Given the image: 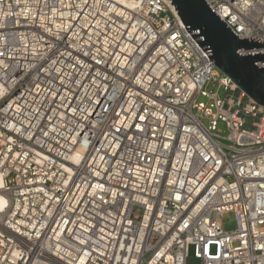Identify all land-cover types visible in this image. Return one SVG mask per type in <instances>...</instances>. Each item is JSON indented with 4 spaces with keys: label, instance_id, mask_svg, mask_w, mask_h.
Masks as SVG:
<instances>
[{
    "label": "built area",
    "instance_id": "2783aa9c",
    "mask_svg": "<svg viewBox=\"0 0 264 264\" xmlns=\"http://www.w3.org/2000/svg\"><path fill=\"white\" fill-rule=\"evenodd\" d=\"M203 1L264 52L260 0ZM177 14L0 0V264H264V107Z\"/></svg>",
    "mask_w": 264,
    "mask_h": 264
},
{
    "label": "water",
    "instance_id": "95a60500",
    "mask_svg": "<svg viewBox=\"0 0 264 264\" xmlns=\"http://www.w3.org/2000/svg\"><path fill=\"white\" fill-rule=\"evenodd\" d=\"M186 31L216 69L239 91L264 107V52L240 55V49L263 48L257 38L239 40L203 0H169Z\"/></svg>",
    "mask_w": 264,
    "mask_h": 264
},
{
    "label": "rangeland",
    "instance_id": "374dc122",
    "mask_svg": "<svg viewBox=\"0 0 264 264\" xmlns=\"http://www.w3.org/2000/svg\"><path fill=\"white\" fill-rule=\"evenodd\" d=\"M218 92H219V96L223 97L224 92L222 90H219ZM200 101L205 102V100L202 98L200 99ZM217 129L223 132L224 135L226 134L225 127L223 124L219 123L217 126ZM222 225H223L224 230L227 232L235 230L236 225H235L234 216L232 214H227L226 216H224L222 218ZM185 264H200L199 261L193 257L192 248H189L188 250V256H187Z\"/></svg>",
    "mask_w": 264,
    "mask_h": 264
},
{
    "label": "bare ground",
    "instance_id": "6f19581e",
    "mask_svg": "<svg viewBox=\"0 0 264 264\" xmlns=\"http://www.w3.org/2000/svg\"><path fill=\"white\" fill-rule=\"evenodd\" d=\"M115 1L119 2L120 4L126 5V6H131L133 4V0H115ZM0 201L7 202L6 204L0 202V214H1L6 210V207L8 206V201L5 198V196H2V195H0Z\"/></svg>",
    "mask_w": 264,
    "mask_h": 264
},
{
    "label": "snow or ice",
    "instance_id": "6c2138e0",
    "mask_svg": "<svg viewBox=\"0 0 264 264\" xmlns=\"http://www.w3.org/2000/svg\"><path fill=\"white\" fill-rule=\"evenodd\" d=\"M260 3H261L262 10H264V0H260ZM245 5H246L247 7H251V5L248 3V0H245ZM2 27H4V26H3V25H0V28H2ZM3 55H4V53H3V52H0V56H3ZM4 67L6 68L7 65H4ZM37 86H39V85H37ZM176 198H177V199H180L179 196L176 197ZM0 202H2V203H4V204L7 203L6 201H0ZM262 247H264V246H262Z\"/></svg>",
    "mask_w": 264,
    "mask_h": 264
}]
</instances>
